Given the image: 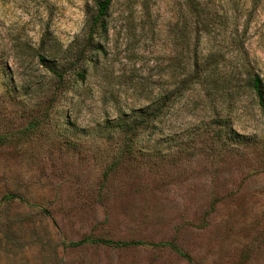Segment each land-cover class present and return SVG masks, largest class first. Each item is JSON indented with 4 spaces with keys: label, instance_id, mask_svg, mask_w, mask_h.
Wrapping results in <instances>:
<instances>
[{
    "label": "rangeland",
    "instance_id": "374dc122",
    "mask_svg": "<svg viewBox=\"0 0 264 264\" xmlns=\"http://www.w3.org/2000/svg\"><path fill=\"white\" fill-rule=\"evenodd\" d=\"M93 1L0 0V264H264V0Z\"/></svg>",
    "mask_w": 264,
    "mask_h": 264
},
{
    "label": "trees",
    "instance_id": "16d2710c",
    "mask_svg": "<svg viewBox=\"0 0 264 264\" xmlns=\"http://www.w3.org/2000/svg\"><path fill=\"white\" fill-rule=\"evenodd\" d=\"M113 0H94L92 14L88 17L87 22V34L84 44L85 47H89L90 50L101 52V41L105 37L106 27H107V17L110 4ZM187 4H199L196 0H184ZM193 13L197 17V7H193ZM196 12V13H195ZM83 50H79L74 60L69 63L67 62V68H64V63H52L51 65H45V61L40 56V63L44 64L47 70L56 78V80L61 83L63 80L62 74L66 71L72 70L76 76L82 77L84 71L83 67H78L80 59H82ZM247 87L251 92L257 107L264 116V88L255 75H249L247 77ZM164 102L157 99L156 101L139 108L137 110H132L128 115H122L118 118L114 125L119 129L124 135L123 146L126 149L132 147L133 138L138 129H148L153 128L155 123L161 117V113L164 108ZM93 242L102 243L113 246H127L128 244H134V242L124 243V242H113L111 240L95 239ZM163 245V244H159ZM166 245V243H165Z\"/></svg>",
    "mask_w": 264,
    "mask_h": 264
}]
</instances>
